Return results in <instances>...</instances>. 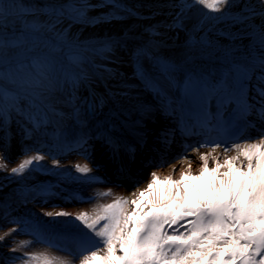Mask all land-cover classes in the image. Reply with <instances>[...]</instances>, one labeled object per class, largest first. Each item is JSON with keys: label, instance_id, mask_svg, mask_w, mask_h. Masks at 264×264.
<instances>
[{"label": "snow or ice", "instance_id": "snow-or-ice-1", "mask_svg": "<svg viewBox=\"0 0 264 264\" xmlns=\"http://www.w3.org/2000/svg\"><path fill=\"white\" fill-rule=\"evenodd\" d=\"M197 5L217 15L210 17L213 23L207 30L203 21L194 26L201 34L187 38L183 63L158 54L157 44L134 49L131 63L133 78L152 95L156 110L177 118L184 135L202 137L199 144L185 146L197 153L199 167L193 171L192 160L186 154L178 156L182 164L186 162L178 178L153 171L147 186L134 191L132 198L119 197L91 215L78 214L75 220L88 230L83 243L94 245L80 264H264V135L243 144L232 142L230 135L254 103L261 105L258 111L264 119V0L258 4L245 0L237 12L232 11L237 0H191L179 6L174 24L182 28L186 10ZM97 7L115 11L110 18L89 16ZM120 11L131 10L118 0H102L100 5L88 0L40 5L0 0V131L5 136L15 121L26 133L29 127L46 133L53 126L52 135L60 141L65 139L62 122L71 116L81 129L76 146L87 151L89 141L97 140L117 161L121 149L130 161L135 159V145L125 144L120 133L137 132V143L143 147L139 129L153 106L141 101L118 71L103 65L115 83L104 93L81 97L79 85L86 77L73 70L89 60L88 54L115 62L117 41L86 44L70 34L75 25L95 27L120 19ZM220 22L226 28H217ZM209 32L224 42L210 38ZM145 60L150 67H145ZM89 116L98 118L91 135L83 131ZM173 135L171 130L162 132V145L170 146ZM205 146L211 151L201 152ZM44 159L34 155L11 173H23ZM52 163L56 167L60 162ZM76 170L92 172L87 165H77ZM118 171H124L122 163ZM172 171L177 172L174 164ZM74 179L84 182L91 177ZM44 214L70 216L63 211ZM26 257L27 253L14 257L13 264H30ZM43 264L70 262L45 257Z\"/></svg>", "mask_w": 264, "mask_h": 264}, {"label": "bare ground", "instance_id": "bare-ground-1", "mask_svg": "<svg viewBox=\"0 0 264 264\" xmlns=\"http://www.w3.org/2000/svg\"><path fill=\"white\" fill-rule=\"evenodd\" d=\"M49 2H51V0H49ZM124 2L128 3V8L132 10H138L139 13L144 17H140V19H135L130 23L123 24L122 27L119 28L121 30L112 29L111 25L104 26L103 28H95L93 30L84 28L72 29L73 33L80 41L89 40L96 43L98 40L108 38H111L113 41H117L119 43V47H117L113 56L115 62H109L107 64V67L109 70H111L112 68H117L119 66L116 71H118L122 76H125L130 68L133 69V65L131 63L132 52L134 49L141 46L157 44L159 46L158 54L170 59L171 61L176 62L177 64L183 63L187 51L186 41H184L183 38L191 36L190 33L194 31V26L198 24L195 21L197 11L199 9L202 10V21L204 22L205 30H207L213 23L210 17L217 15L211 10L204 9L202 6H194L186 10V14L182 18L183 25L181 28L174 24V21L177 18V13L180 10L179 6L182 4H191V0H126ZM243 2H245V0H237V6L234 7L232 11H239V5ZM247 2L258 4V0H247ZM95 12L96 14L103 13L100 7H97L95 9ZM216 27L226 28V24L220 22L216 24ZM154 33H158V35H154ZM200 34L201 33L195 32L193 35L198 37ZM208 35L212 39H220L221 42H224L223 38L216 37L212 32H209ZM147 67H150L148 61ZM102 69L104 70V68ZM96 90H93V88L90 87L88 83L82 82L79 85L78 92L81 91V93H83V97H88L89 92H94L97 94L104 93L103 91ZM144 96L146 95L142 93L139 97ZM143 102L153 106L149 116L145 118L143 126L139 129V134L142 135L145 140L143 147H141L140 144L137 143V132L122 130L120 133V136L125 144L135 145L136 149L139 148V151L142 152L140 163H135L134 166L128 168L130 165V161L127 157L124 160H122V158L120 157L119 161H117L112 156L111 152L109 150L106 151L107 148L102 146L92 149L93 151L89 155H80V152H64L66 157L65 160L68 162H73L75 167L77 165H87L92 169V172L89 173L91 179H87L88 183L84 185L83 190L93 191L94 197L89 202L83 203H79L76 201V198H73L76 196L75 194L74 196L72 195L68 198H63L62 194L63 191L65 192V189L62 188V184H59L58 188H56V190L52 192V195L48 199L47 203L50 204V206L46 207L47 212L63 211L70 213V216L72 217L77 216L81 212H88L89 214H93L97 212L103 205L113 203L119 197L132 198V193L134 191L142 190L147 186V183L150 181V173L153 171L157 172V174L161 177L172 174L174 178H178V171L182 167H186V162H184L183 164L180 161L174 163V166L177 169L176 173H173L172 171L173 164L157 168H153V166L151 165V161H158V155L164 156V158L166 159H172L171 154H166L169 151L168 149L166 150L167 147L162 145L160 137L161 133L165 130H171L175 135V129L177 128L178 120L175 117H167L166 115H162L159 111L156 110L155 101L150 100V98L147 100L144 99ZM88 118L89 119L87 125L89 127V130L94 132L97 126L98 118ZM65 120H67V118H65ZM65 120L63 122H65ZM16 124H12L11 130H8L7 136H5L3 131L2 133H0V154L1 152H4L9 153L13 158L20 157L21 155L25 154L23 146H26L27 148L31 149L41 147V149H43L50 155H58L55 151V146L53 145L52 147H50L51 130H54L53 126H49V129L47 131V134L49 135L45 134L43 137L38 136L35 138L34 142L32 140H29L26 145H23L22 143H19V136L26 134V132L22 130L18 124ZM20 130L22 131V133L17 134V132L19 133ZM29 130H31L30 127ZM29 130L28 132H31ZM157 130L162 131L158 133L156 132ZM9 131L11 133H9ZM35 133L40 134V132ZM174 135L173 141L176 139V136ZM258 137H260L258 132L252 129L237 142L241 144L252 143L255 142L256 138ZM92 147L94 146L90 145L89 147H87V151L88 148ZM208 151H211V149L201 150V152ZM221 151L222 149L217 150L218 153ZM232 154L235 153L233 152ZM187 157L192 160L193 171H195L196 168L199 167V161L198 159H196L197 153L194 151L191 155H187ZM106 160H109L114 166L117 165L118 167L120 163H122L124 165V171H130L127 172L128 174H130L127 178V181H133L135 178L134 182L132 183V185L134 184V186L127 189L123 186L120 187L114 184L111 177L113 175H118V173L113 172V170L110 169V166L107 165L108 163H104ZM99 162L100 164L104 163L102 169H96ZM84 191L78 193L75 191V193L77 195L84 196L82 195ZM58 205L61 206L57 207ZM7 214L8 213H6L5 216H1L3 217V219H0V227H2L3 224H7V222H10ZM12 220L13 219H11V222ZM1 230L2 229L0 228V237H5V239L0 241V248H4V246H6L9 242L11 243L12 236L1 234ZM30 231H34V229L32 230L31 228ZM35 235L37 239L39 237L44 238L40 239V241L44 242V240H47L50 245L54 246L53 248H50L45 246L41 242L36 243L37 245L35 246V249L39 255L47 254L56 259H65L68 260L70 264H80V260L83 258V255L88 254V252L92 250L89 249L86 251H82V242L78 241L76 238H70L67 235H62L59 233H48L45 235L42 234V232H40L39 230L35 233ZM10 255L11 254H7L5 256L4 254V257H2V259L0 260V264H4L5 262H7V260L9 259L8 256Z\"/></svg>", "mask_w": 264, "mask_h": 264}, {"label": "rangeland", "instance_id": "rangeland-1", "mask_svg": "<svg viewBox=\"0 0 264 264\" xmlns=\"http://www.w3.org/2000/svg\"><path fill=\"white\" fill-rule=\"evenodd\" d=\"M126 0H118V2L124 6L125 9L131 10L128 11H120L118 15L121 17L117 20H112L111 23H104L97 25L95 27H90L87 25H75L74 28H84V29H95V28H103L104 26H110L112 29H119L123 24L130 23L135 19H140V17H144L139 13L138 10H132L127 7L128 3L124 2ZM25 3L40 5L49 3V0H24ZM91 4L102 3V0H88ZM103 11L102 14L109 16L112 13L113 9L109 7H100ZM202 10L197 11L196 22L199 24L202 21L203 13ZM89 16H99L101 14H96L95 9L88 12ZM110 18V16H109ZM195 33L193 31L191 36ZM75 34L73 30L71 31V36ZM76 37V36H75ZM188 37L183 38L184 41L187 40ZM79 40V39H78ZM80 41V40H79ZM86 44H95L93 41H80ZM89 55V60L82 62L79 66H76V69L79 74L86 77V81L91 85V87L98 91L105 92V88L111 86L115 83L114 80L109 79V73L104 71L101 67L106 66L109 63L107 60L101 59L99 56ZM145 67H147V60L144 61ZM108 68V67H107ZM112 68L111 70L118 69ZM127 72V71H126ZM125 80H127L137 91V94H145L144 97H139L141 101L149 99L154 101L152 95L143 90V87L139 85V82L133 78V69L130 68L127 74L123 76ZM145 103V102H144ZM87 118V122H88ZM12 124V123H11ZM62 127L64 129V136L69 135L74 132H81V129L73 122L71 116L67 117V120L62 123ZM83 131L88 132L89 127L83 129ZM34 155H44L45 159L43 161L34 162L33 164L27 166L23 173L12 174L11 169L13 167H18L20 163H23L24 160L30 159ZM18 158V159H17ZM58 160L59 166L54 167L52 161ZM0 165H4V167L0 168V209L3 211V208L6 210L13 211L12 207H17L16 209L20 211L23 219L18 220V222H7V224H3L0 227L1 234H6L12 236L11 243L9 242L4 248H0V260L3 255L11 254L7 262L4 264H13V258L17 256H22L27 253V259L30 261V264H43V260L45 257L48 259H53L52 256L47 254L39 255L35 249L36 243H42L35 236V233L39 230L42 234H62L67 235L70 238L74 237L79 240H82V235L87 233V229L83 228L79 221L75 220V217L67 216V217H48L44 213L47 212L46 207L50 206L48 204V199L52 195V192L58 188L59 184H62V188L65 189L63 191L62 197L68 198L70 196H74L75 191L81 192L84 191V185L87 184V179L84 182H80L75 177H90L89 174H82L76 170L73 162H68L64 159H58L52 157L49 153L44 152L43 150H30L26 152L24 155L20 157H11L9 153L1 152L0 154ZM55 173V174H54ZM92 176V175H91ZM60 177H64L61 179ZM65 185V186H64ZM44 190L47 191L46 194H41ZM87 196L94 197L93 191H84L83 192ZM73 198H77L73 197ZM66 200V199H65ZM90 200V199H89ZM89 200H86L89 202ZM82 201V199H81ZM65 202V201H63ZM81 203L80 201H78ZM62 204V203H61ZM58 205L57 207H60ZM15 212H10L11 216L14 215ZM91 215V214H90ZM10 219V218H9ZM12 219V218H11ZM7 221V220H6ZM34 229V231H30V229ZM41 244V245H42ZM47 247H53L52 245H47ZM16 248V252H12L11 249ZM36 257V258H33ZM15 264H23V261H15Z\"/></svg>", "mask_w": 264, "mask_h": 264}]
</instances>
